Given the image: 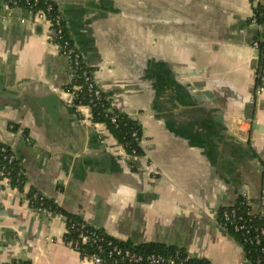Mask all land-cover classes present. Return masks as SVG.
Returning <instances> with one entry per match:
<instances>
[{
  "label": "crops",
  "instance_id": "obj_1",
  "mask_svg": "<svg viewBox=\"0 0 264 264\" xmlns=\"http://www.w3.org/2000/svg\"><path fill=\"white\" fill-rule=\"evenodd\" d=\"M258 4L264 0L58 4L98 86L139 126L137 156L105 123H92L89 108H75L65 91L69 64L48 41V24L0 9V143L23 171L21 190L0 186V264H91L63 239L66 213L132 245L244 264L219 213L247 193L254 214L264 193V174L251 166L264 165V90L254 93L251 46L264 41V24L251 25ZM206 90L215 109L193 97ZM35 192L65 214L35 212Z\"/></svg>",
  "mask_w": 264,
  "mask_h": 264
},
{
  "label": "trees",
  "instance_id": "obj_2",
  "mask_svg": "<svg viewBox=\"0 0 264 264\" xmlns=\"http://www.w3.org/2000/svg\"><path fill=\"white\" fill-rule=\"evenodd\" d=\"M44 0H39L36 6H34L32 9H39L42 8V2ZM50 4L53 7V10L56 11L58 8V4L56 3L57 0H48ZM24 8V7H23ZM264 10L263 5H256L254 8V14L256 15V23L264 24V18L260 16V12ZM63 41L67 40L68 44H72L71 38L67 35L66 28H65V21L63 20ZM262 57V56H261ZM259 59L258 66L264 67V58ZM85 63L81 62L79 68H74L75 73L77 74V80L76 82L80 84L82 81L79 77L80 71L84 68H87ZM70 67V62H69ZM89 69V68H88ZM258 83V81H257ZM256 83V85H257ZM73 84L72 82H69L65 86V91L67 93H70L72 95V103L79 104H88L89 102V95L88 92L85 90V87L81 85V87L74 91L73 90ZM104 95H106L104 93ZM96 104H92L91 106V122H102L105 123L108 130L114 135V137L117 139V141L123 146V148L126 150L127 153L131 154V149L135 150V155H140L142 153L140 146L135 141L134 136H132V133L135 131L137 134H140L139 126L135 121L130 119L127 115L118 113L115 109H113V112L106 113L104 111V107L106 106V103L101 106V103L104 102L93 100ZM110 116H115V122H111ZM4 149V151L2 150ZM5 155H11L13 157V160L11 162H8V160L4 157ZM8 180V183L10 187L16 188L17 190H21L22 183H23V171L21 170L20 166L17 164V161L15 159V156L11 149L5 145L0 143V186L1 182L4 179ZM42 197L43 195L41 193H32L28 195V205L31 209L35 210L39 207L44 208L51 212H59L64 213L63 210L53 201L50 199H47L45 196L42 200L39 199V197ZM242 196L241 194L238 196V198L235 200L234 205L237 206L238 212L241 213L244 218H249L251 223L255 226H261L264 228V218H260L257 215H250L248 214V207L242 205ZM222 212V210H221ZM221 212L219 213V224H221ZM65 233L63 235V239L65 242L69 240L78 241V245L75 248L79 253L85 257L89 258L91 255L97 253L101 254L102 256L106 253V248H108V242H111V244H118L120 247L123 248H134L138 252L141 253H158L162 254L164 256L171 255L175 253L176 251L185 253L184 250L174 247H167L164 244L160 243H154V242H147L142 243L138 245H132L129 242H122L120 240H117L109 235H107L102 229L91 226L83 221V219L78 215H72V214H65ZM236 241L242 246L245 262L244 264H264V255L261 252V249L264 248V235L261 236V240L259 244H248L243 241V238L238 234L234 233L230 228H224ZM98 235L101 237V241L99 242V250H97L96 244L92 243V237ZM12 264H31L29 260L26 258H16L12 260ZM189 264H210L207 260L204 258H195L193 257L191 261H189Z\"/></svg>",
  "mask_w": 264,
  "mask_h": 264
},
{
  "label": "built area",
  "instance_id": "obj_3",
  "mask_svg": "<svg viewBox=\"0 0 264 264\" xmlns=\"http://www.w3.org/2000/svg\"><path fill=\"white\" fill-rule=\"evenodd\" d=\"M38 2L39 0H0V9H4L8 12L18 9L26 10L29 14H31L34 22L48 24V41L50 44L56 47L62 56L67 59L68 64L70 62L69 82L74 83L72 87L73 90L76 91L81 87V85H83L90 97L88 104H81L80 102L79 104H75L74 106L76 109L87 107L91 110L92 104H96L93 100H103L104 102L101 103V106L106 103L104 111L106 113L113 112L114 106L112 99L107 94L104 95V92L100 89L91 71L85 64L84 65L87 68L82 69L78 77L82 82L80 84L76 82L77 74L75 73L74 68H79L81 62L83 63V57L75 44H68L67 40L63 41L64 19L60 6L58 5V8L56 11H54L50 2L48 0H44L42 2V8L33 10L32 8L36 6ZM260 16L264 18V10L260 12ZM251 22H257L255 14H253L251 17ZM251 46L258 52V62L256 69V79L258 83L254 89V93L259 94L264 90V67L258 66L260 57L262 56L261 58H264V41L255 39L251 42ZM110 120L114 123L115 116H110ZM132 136H134L135 141L140 146L142 141L141 134H137L134 131ZM2 150L4 151L3 148ZM131 155L136 156L134 149H131ZM4 157L8 160V162L13 160L11 155H5ZM3 181H6V184L8 183L6 178ZM241 196V203L242 205L248 207V214L252 216L257 215L260 218H264V193L259 199L258 210L254 214L250 212L251 201L247 193H241ZM43 198V196L39 197L40 200ZM34 211L42 214L49 213L48 210L41 207L35 209ZM221 224L223 229L227 227L230 228L234 233H238L243 238V241L248 244H259L261 236L264 235V228L261 226H255L251 223L249 218L245 219L244 216L238 212V208L234 205V203L222 210ZM100 241V236L95 235L92 237V243L96 244L97 250H99ZM66 243L74 249L78 245V241L73 240H69ZM107 245L108 248H106V253L103 256L101 254L95 253L87 258L91 264H189V261H191L193 258L186 252L181 253L176 251L171 255L164 256L158 253H141L132 247L123 248L118 244H111V242H108ZM261 252L264 255V248L261 249Z\"/></svg>",
  "mask_w": 264,
  "mask_h": 264
},
{
  "label": "water",
  "instance_id": "obj_4",
  "mask_svg": "<svg viewBox=\"0 0 264 264\" xmlns=\"http://www.w3.org/2000/svg\"><path fill=\"white\" fill-rule=\"evenodd\" d=\"M63 0H57L56 2L59 4L60 2H62ZM251 25H253V27L257 30H261V28L263 27L261 24L259 23H251ZM193 74V73H192ZM190 87V86H189ZM198 90H202V86H198ZM211 92L210 91H204L201 94H199L198 96H193L195 100H197L199 103H201V106L205 109H215V101L214 100H207L206 96H210ZM52 105V104H51ZM54 107H56L55 105H53ZM219 119H221L220 114L217 115ZM251 166L255 169H257L260 173L264 174V165H255V164H251ZM24 229H27V226H17V231H22ZM220 230L222 232H224L222 230V227H220ZM3 231H9L8 229L4 228ZM17 238L19 239L20 237L17 236ZM23 257V256H22Z\"/></svg>",
  "mask_w": 264,
  "mask_h": 264
}]
</instances>
